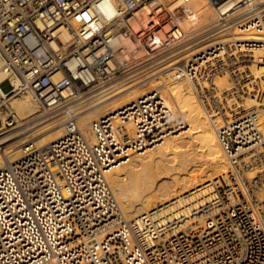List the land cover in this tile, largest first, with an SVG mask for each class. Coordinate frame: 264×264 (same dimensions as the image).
<instances>
[{"label":"built area","instance_id":"obj_1","mask_svg":"<svg viewBox=\"0 0 264 264\" xmlns=\"http://www.w3.org/2000/svg\"><path fill=\"white\" fill-rule=\"evenodd\" d=\"M107 1L119 12L109 13ZM178 1L190 0H0L4 127L19 121L13 97L31 92L44 108L70 107L129 75L139 64H128L113 35L133 36L152 51V63L172 62L197 45L200 34H173L170 7ZM208 1L224 7L212 32L221 39L172 65L173 77L194 81L211 113L228 108L230 99L213 93V78L224 70L237 91L233 107L262 86L264 100V83L253 81L249 68L254 57L243 56L258 50L264 61V0ZM137 12L146 13L149 26L133 31L129 18ZM226 118L216 131L227 170L129 219L107 174L156 144L162 130L172 129L174 112L153 90L94 119L91 142L70 108L62 136L27 142L16 160L0 166V264H264V115L250 108Z\"/></svg>","mask_w":264,"mask_h":264},{"label":"bare ground","instance_id":"obj_2","mask_svg":"<svg viewBox=\"0 0 264 264\" xmlns=\"http://www.w3.org/2000/svg\"><path fill=\"white\" fill-rule=\"evenodd\" d=\"M170 8L175 9L178 25L173 34L176 37L200 34L199 37L203 38L197 45L175 53L172 62L161 59L149 64L153 61V55L133 36L113 35L110 39L112 46L119 50L126 49L128 64L139 65L131 69L128 76L96 87L70 107L64 104L47 113L42 111L40 102L31 92L13 97L11 105L18 114L20 124L10 132L0 121V166L16 160L27 142L44 145L62 136L70 108L76 110L79 126L88 139L94 142L95 136L91 129L94 119L115 113L137 98L156 90L174 112L172 129L162 130L156 144L145 151L131 153L129 160L116 165L107 174L125 216L131 219L159 205L172 203L175 198L185 197L187 193L203 187L205 182L226 171L227 158L220 146L216 129L227 120V116L250 108H256L264 115V100L259 97L263 86L255 92L256 97L248 95L243 103L234 102L235 105L240 104L233 107V98L230 96L237 91H234L231 73L224 70L213 78V93L220 98L224 95L229 98L228 108L211 113L195 82L185 75L173 77L174 73L170 69L172 65L191 58L199 50L221 39L219 34L214 35L212 32L218 26L220 10L224 7H216L208 0H190L185 3L175 2ZM105 9L112 14L119 12L116 3L111 1L105 3ZM129 19L133 31L149 26L146 13L137 12ZM232 26L233 23L229 25ZM69 34L65 31L63 37ZM243 56L254 57L250 59L252 64L249 66L253 81L263 85L264 61L259 60V51L245 53ZM1 66L0 56V82L6 77ZM261 125L264 131V122ZM128 128L131 135H134V126ZM254 173L249 172L248 175Z\"/></svg>","mask_w":264,"mask_h":264},{"label":"rangeland","instance_id":"obj_3","mask_svg":"<svg viewBox=\"0 0 264 264\" xmlns=\"http://www.w3.org/2000/svg\"><path fill=\"white\" fill-rule=\"evenodd\" d=\"M168 28H169V26H166V29H168ZM147 50L152 54V51H151L150 49H147ZM149 64H152V62L149 63ZM149 64H148V65H149ZM148 65H146V66H148ZM127 76H128V75H127ZM124 77H125V76H122L121 79L124 78ZM7 87H8V85L5 84V85H4V88H7ZM245 100H246V98H245ZM245 100H244V101H245ZM42 109H43L42 111H44V113H47V112L51 111V110H50L49 108H47V107H46V108L42 107ZM209 110L212 111L211 107H209ZM39 112H41V111H39ZM18 123H19V121H18V122H14L13 124H11V125H7V126L4 127V128H5L6 130H9V131L11 132V131H13V130H15V129L18 128V126H19ZM19 124H20V123H19ZM14 128H15V129H14Z\"/></svg>","mask_w":264,"mask_h":264}]
</instances>
